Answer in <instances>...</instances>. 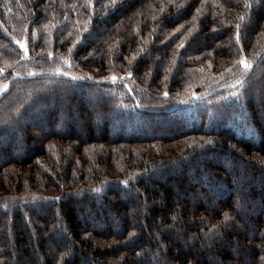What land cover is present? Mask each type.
Returning a JSON list of instances; mask_svg holds the SVG:
<instances>
[{
	"label": "trees",
	"instance_id": "obj_1",
	"mask_svg": "<svg viewBox=\"0 0 264 264\" xmlns=\"http://www.w3.org/2000/svg\"><path fill=\"white\" fill-rule=\"evenodd\" d=\"M7 82L0 264H264V0H0Z\"/></svg>",
	"mask_w": 264,
	"mask_h": 264
},
{
	"label": "rangeland",
	"instance_id": "obj_2",
	"mask_svg": "<svg viewBox=\"0 0 264 264\" xmlns=\"http://www.w3.org/2000/svg\"><path fill=\"white\" fill-rule=\"evenodd\" d=\"M243 66H244V68L245 67H247V62H245V61H243ZM263 86V83H262V81L261 82H259V84H257V87L259 88L258 90H261L262 87ZM8 87H9V84H8V82L7 83H3L2 85H1V87H0V92L1 93H4V92H7L8 91ZM259 94H260V96L258 95V94H256V98L259 96L260 98H263V92L261 91V92H259ZM62 99H63V104L65 103V101H66V99H65V97H62ZM75 117V114L73 115V117L72 118H74ZM94 224H97V223H94ZM100 225H98V227H99ZM62 246H67V244H66V241L64 240V238H62V240H61V242H59ZM2 254H3V249L0 251V257L2 256ZM89 261L88 260H86V259H82V264H87Z\"/></svg>",
	"mask_w": 264,
	"mask_h": 264
},
{
	"label": "water",
	"instance_id": "obj_3",
	"mask_svg": "<svg viewBox=\"0 0 264 264\" xmlns=\"http://www.w3.org/2000/svg\"><path fill=\"white\" fill-rule=\"evenodd\" d=\"M25 55H27V50H25Z\"/></svg>",
	"mask_w": 264,
	"mask_h": 264
}]
</instances>
